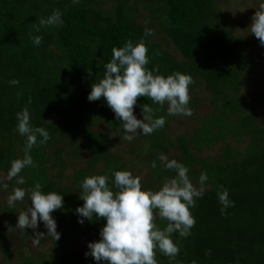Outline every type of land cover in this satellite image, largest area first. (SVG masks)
Returning a JSON list of instances; mask_svg holds the SVG:
<instances>
[{
    "label": "trees",
    "instance_id": "trees-1",
    "mask_svg": "<svg viewBox=\"0 0 264 264\" xmlns=\"http://www.w3.org/2000/svg\"><path fill=\"white\" fill-rule=\"evenodd\" d=\"M104 1L111 2L109 10L100 7L101 0H0V172H8L14 160L26 155L27 138L17 131V113L27 108L32 126L43 127L50 135L46 143L37 137V144L28 153L34 166L26 167L8 185L0 181V192L7 185L10 189L25 187L31 193L39 183L45 194L63 195V207L51 215L57 218V229L65 228L55 244L54 257L44 263L38 258L19 257L23 249L14 250L8 243L9 235L3 234L5 260L18 256V264H96L91 256H85L88 247L72 251L80 239L99 241V232L106 224L104 218L78 223L75 210L84 203L81 183L85 177L107 175L111 179L114 171L130 170L129 161L111 152L110 135L95 130L97 122H106L109 130L123 134V124L103 98L89 102L87 97L91 85L103 78L112 49L144 40L150 58L147 67L159 68L154 74L181 72L192 77L188 107L194 104L200 86L214 97L213 113L200 118L201 127L195 135L176 139L168 138L167 130L178 115H168L167 104L161 108L149 98L139 97L134 106L136 116L147 104L156 110V117L166 119L163 128L139 135L148 142L139 152L144 156L142 164L152 172L148 182H142L144 190H159L166 179L176 175L174 170L163 168L159 157L170 156L177 146L189 176L199 181L206 172L209 177L202 197L191 209L196 220L192 234L185 238L174 233L179 254L170 260L157 249L158 264H264V120L257 112L264 105V93L243 92L245 76L261 63L262 57L256 56L258 48H253L248 38L237 36L226 23L222 0ZM55 12L61 14L62 23L41 24ZM142 12L151 26L141 20ZM152 27L166 35L183 60L165 49L166 40L155 41L153 32L145 37V30L152 31ZM34 36L42 37L39 46L34 45ZM12 80L19 83L12 85ZM230 138L244 143L242 151L231 146ZM219 143L225 144L219 159L204 160L191 151L211 149ZM79 155L89 157V162L68 180L69 186H64L61 181L68 177L70 168L67 157ZM100 166L101 171L96 170ZM20 177L23 184L17 183ZM223 189L234 201L226 214L221 213L217 195ZM21 206L16 202L8 209L6 220L12 232ZM154 222L161 230L167 226L159 217ZM20 230L24 244L37 232L47 234L43 222L35 230Z\"/></svg>",
    "mask_w": 264,
    "mask_h": 264
},
{
    "label": "clouds",
    "instance_id": "clouds-1",
    "mask_svg": "<svg viewBox=\"0 0 264 264\" xmlns=\"http://www.w3.org/2000/svg\"><path fill=\"white\" fill-rule=\"evenodd\" d=\"M73 2L78 3L79 0ZM60 17L61 14L55 12L47 20H42L41 24L55 26L62 23ZM249 29L258 38L260 46L264 47V4L256 11ZM150 35L151 29H146L145 37ZM31 39L36 46L42 42L41 36ZM148 51L144 40L135 45L128 41L121 48L114 47L111 61L104 66L106 71L103 78L91 85L87 97L89 102L101 98L106 101L116 120L123 124V139L128 142L138 135H151L166 124L165 117H156V110L147 104L141 106L143 119H137L134 106H137L139 97H147L161 108L167 104V114L170 116L192 115L188 107L192 77L181 72L168 76L154 74L159 73V68L147 67L150 63ZM10 83L16 85L19 81L12 80ZM17 121L18 133L27 138L26 155L12 162L7 174L9 180L19 177L26 167L34 166L33 158L28 153L37 144V137L43 138L41 143L50 139L45 128L32 126L27 108L17 113ZM159 159L166 169L174 170L176 175L166 179L156 191L144 190L141 177L126 170L114 171L111 179L107 175H93L82 181L83 194L80 199L84 203L75 210L79 217L78 223L83 225L85 219L89 222L106 219V224L99 232V241L90 242L85 253L96 264H158L157 249L171 260L180 252L172 238L173 234L178 233L185 238L192 234L196 220L191 209L196 207L197 199L202 197L209 177L206 172L202 173L199 177L200 187L197 188L189 178L188 167L183 163L169 160L166 155H161ZM153 167H156L155 163ZM17 183L23 184V178L17 179ZM113 188L116 190L113 191ZM217 195L222 205L221 213L226 214V210L234 206V201L229 199L226 189ZM25 196L26 191L17 187L8 196L7 202L13 206L23 201ZM30 200L28 210L18 215L17 228L35 230L43 222L47 236L37 232L33 244H39L44 237L59 241L61 235L57 232V223L51 214L63 207V195L57 192L45 194L37 183L31 190ZM157 216L167 221L163 230L154 222Z\"/></svg>",
    "mask_w": 264,
    "mask_h": 264
},
{
    "label": "rangeland",
    "instance_id": "rangeland-1",
    "mask_svg": "<svg viewBox=\"0 0 264 264\" xmlns=\"http://www.w3.org/2000/svg\"><path fill=\"white\" fill-rule=\"evenodd\" d=\"M100 3V7L104 10H109V8L112 7L111 2L105 3L104 0H101ZM262 4H264V0H222L220 2V8L227 18L226 23L232 28L237 36L245 37L251 40L253 48H258V53L256 56L262 57L261 59H259V62L261 63H259L251 72L247 74V76H245V87L243 88V92L245 93H264V47L260 46L258 38H256L254 34L250 33L249 29L252 24L253 16L255 15L257 10H260ZM144 17L145 14L142 12L141 20L145 25L151 26V22H147ZM149 17L151 18L152 15H149ZM152 32L155 41L162 43L163 39L166 40L164 44L165 49L171 51L176 59L183 60L181 54L177 49H175L171 41L167 39L166 35L159 32L154 27H152ZM213 100L214 97L212 95V92L207 91L204 86H200L196 91V96L193 98L194 104L192 105V107H190L192 110V115H178L173 120H171L167 130L168 138L176 139L177 137H191L192 135H195L196 130L201 127L200 118L211 116V114L213 113ZM257 112L259 113V118L264 120V105H262L261 108H258ZM137 119H143L142 113L137 116ZM95 130L99 133H108L110 135L113 143L111 152L120 157H123L126 161H129L128 169L130 170V172L135 176L141 177V182L147 183V179L151 176L152 172L148 166L142 164L144 156L140 155L139 152L140 149L147 147L148 142L139 135L131 142L125 141L123 139V134L115 131L112 132L111 130H109L106 122H97L95 125ZM228 142H231V146L237 151H242V149L244 148V143H242L241 141L230 138ZM224 146V143H219L211 149L203 148L200 152H197L195 149H191V151L195 153L197 157L204 160L219 159L224 155ZM166 156L169 160L175 159L178 162H180L184 157L181 149L178 146L171 149L170 156ZM67 159H69L68 163L70 168L66 173L68 177L61 181L64 186H69L68 180L72 179L73 175L76 174L79 170L86 167L90 158L87 156L79 155L74 158L68 156ZM195 166L198 170H200V166ZM96 170L101 171V166L97 167ZM57 171L58 170L52 171V174L57 173ZM7 174L8 172L1 171L0 181L5 184L7 182L8 185L10 180L8 179ZM189 178L191 179L194 186H196L197 188L200 187L199 181L195 180L192 176H189ZM152 183L153 182H151V184ZM7 185H5L3 190L0 192V212L3 211V214L0 213V237L5 233L8 234L9 245L14 250L23 249L21 254H19V257H22L24 259L29 256L30 258H38V262H47V260L54 257L53 252L55 251V249H57V245H55L57 241L51 239V237H44L40 240L39 244H33L32 241L36 238L35 236L29 238L24 244L23 234L21 233V230L17 228V224L15 226L14 232L10 230V226L6 218L10 217V211L8 212V209L12 208L13 206H9L7 201L8 196L15 188L10 189ZM20 188L26 191V196L23 201H18L22 204L21 208L18 211V215L21 212H26L31 206V193L25 187ZM54 220L57 221V218L54 217ZM64 229L65 228L62 225L57 229V232L62 234L61 231H64ZM45 235L47 236V234ZM93 241L94 239L92 237L80 239L73 245L72 251H81L82 249H85L90 242ZM4 247L5 244L0 239V264H18V260L20 259H16L18 258V256L8 258L7 261L5 260L6 258L4 254Z\"/></svg>",
    "mask_w": 264,
    "mask_h": 264
}]
</instances>
